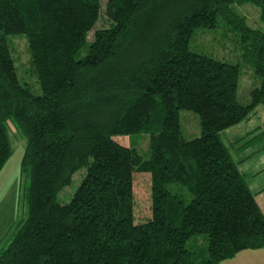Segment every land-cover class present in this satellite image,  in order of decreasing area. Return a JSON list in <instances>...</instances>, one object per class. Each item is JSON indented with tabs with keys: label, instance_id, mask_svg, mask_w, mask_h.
I'll return each instance as SVG.
<instances>
[{
	"label": "trees",
	"instance_id": "16d2710c",
	"mask_svg": "<svg viewBox=\"0 0 264 264\" xmlns=\"http://www.w3.org/2000/svg\"><path fill=\"white\" fill-rule=\"evenodd\" d=\"M244 4L264 24V0H109L105 9L101 0H0V172L12 155L11 122L27 140L30 174L28 217L0 264H221L264 249V214L222 139L264 105V30L235 11ZM102 18L110 24L97 29ZM221 25L259 78L247 105L241 65L191 49L197 30ZM14 35L27 37L40 94L18 77ZM184 110L201 122L189 141ZM136 136H149L146 153L115 138ZM137 173L152 181V217L138 224ZM200 235L206 250L191 243Z\"/></svg>",
	"mask_w": 264,
	"mask_h": 264
},
{
	"label": "rangeland",
	"instance_id": "374dc122",
	"mask_svg": "<svg viewBox=\"0 0 264 264\" xmlns=\"http://www.w3.org/2000/svg\"><path fill=\"white\" fill-rule=\"evenodd\" d=\"M109 0H101L103 9ZM235 11L245 16L250 25L262 27L264 24L260 20V9L251 4H244L235 7ZM109 22L102 18L96 28H105ZM90 35V39L93 37ZM11 52L16 67L18 77L23 84L29 85L32 92L40 94V85L36 77L30 72V53L28 40L25 35H14L8 37ZM191 49L199 54H205L221 61H227L234 65H241V75L239 83L238 97L240 103L247 105L250 103V92L254 89L259 78L254 73V68L249 63L250 52L241 43L240 38L232 30L224 25L216 29H199L191 41ZM181 125L184 138L192 140L201 135V122L198 114L191 111H181ZM264 121V106L257 108L254 116L222 135L226 146L232 150V144L237 138L244 136L249 131L254 130L259 123ZM252 122V123H251ZM9 135L12 146V155L8 159L4 168L0 172V250L4 249L11 241L15 232L21 227L28 217V189L30 184V174L22 170V161L27 146V140L20 132H16L14 123H9ZM120 144L129 147L135 144L142 154L149 150V136L115 137ZM86 169H82L73 177L72 184L65 188L59 195L60 201L69 203L86 175ZM151 174H134V195H135V218L136 223H145L152 217L151 200ZM191 243H199V247L207 249L208 241L206 235L195 237Z\"/></svg>",
	"mask_w": 264,
	"mask_h": 264
},
{
	"label": "crops",
	"instance_id": "0c3cea01",
	"mask_svg": "<svg viewBox=\"0 0 264 264\" xmlns=\"http://www.w3.org/2000/svg\"><path fill=\"white\" fill-rule=\"evenodd\" d=\"M251 133L263 135L245 149L237 151L233 148L232 152L241 174L246 178L247 185L264 214V121L240 138ZM221 264H264V249L243 251Z\"/></svg>",
	"mask_w": 264,
	"mask_h": 264
}]
</instances>
